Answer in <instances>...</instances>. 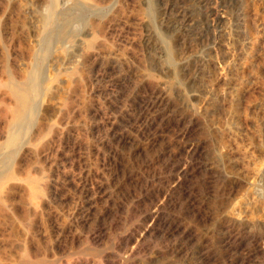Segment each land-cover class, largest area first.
Wrapping results in <instances>:
<instances>
[{"label":"rangeland","instance_id":"rangeland-1","mask_svg":"<svg viewBox=\"0 0 264 264\" xmlns=\"http://www.w3.org/2000/svg\"><path fill=\"white\" fill-rule=\"evenodd\" d=\"M74 1H55L53 22L73 21L45 54L50 0H0V73L43 66L0 240L28 238L45 264H264V0ZM191 139L211 171L183 151ZM175 183L162 218L192 241L139 240Z\"/></svg>","mask_w":264,"mask_h":264},{"label":"bare ground","instance_id":"bare-ground-1","mask_svg":"<svg viewBox=\"0 0 264 264\" xmlns=\"http://www.w3.org/2000/svg\"><path fill=\"white\" fill-rule=\"evenodd\" d=\"M56 0H50L49 2V12H48V15L45 16V18L43 19L45 21V23L48 24V26L50 25V29L49 32L47 31V33L44 35V37L40 40V43L42 42V46H43V52L46 54V52L49 53L50 49H49V45L50 44H54V43H51L52 41H61L62 43V40L66 37V35L70 34V33H66L67 31L66 30V27L68 26L69 27V24H71V22L73 21V19L71 18H67L66 20H64V22H62V24L60 25H56L57 22H53L54 20V12H55V2ZM74 1V0H73ZM79 1V0H78ZM83 1V0H82ZM57 4V3H56ZM81 4V3H80ZM79 4V2L74 1V8L75 7H79V8H82L81 5ZM91 7V6H90ZM57 8V7H56ZM73 8V9H74ZM70 12V11H69ZM56 13V12H55ZM63 13V12H62ZM73 13V12H72ZM75 15V14H74ZM66 17V16H65ZM56 18V16H55ZM58 19V17H57ZM43 21V23H44ZM45 25V24H44ZM46 27V26H44ZM48 28V29H49ZM44 30V29H43ZM69 30V29H67ZM46 32V31H45ZM44 32V33H45ZM43 33V32H42ZM67 38V37H66ZM80 38V37H79ZM82 39V38H81ZM81 39H75L76 42L73 44V47L76 49H80L82 47V40ZM66 41V40H65ZM40 48V47H39ZM49 50V51H47ZM82 50V48H81ZM172 51V50H171ZM80 52V51H79ZM40 53V52H39ZM31 54V53H30ZM44 54V55H45ZM80 54V53H79ZM41 55V54H40ZM48 55V54H47ZM34 56V55H33ZM36 56V55H35ZM38 56V55H37ZM37 56L35 58H37ZM39 57V56H38ZM40 58V57H39ZM79 58V57H78ZM41 59H44V58H41ZM38 60V59H37ZM32 62V61H31ZM35 62V61H34ZM44 62V61H43ZM81 63V62H80ZM33 64V63H32ZM34 69L33 71L31 72L30 69L28 74H23L21 76H19L18 74H16L15 76H13L15 73L12 72V76L11 73H10V70L5 73L6 75H2V73H0L2 75L3 80L6 81V90H5V93L3 94V98H1L0 100L2 101L4 107H3V111L1 112V116H2V119L4 120V125L1 127L2 130L0 131V219L2 218L3 216V213L5 212L6 213V206H7V198H8V194H9V188H7V185L10 183H8V181L10 179L13 180L14 176L12 174H10L11 171L8 172V168H10V166L8 167V165L11 163V157L13 158V155H15V153L18 152L19 148L21 146H23L21 143H22V135H24V133L28 130V129H31L34 127L35 125V112H36V102L34 100V98L40 93L41 91V73H42V60H38L36 61L35 65H34ZM8 67V66H7ZM31 67V66H30ZM3 68V67H2ZM18 70V69H17ZM7 71V69H6ZM9 73V75H7ZM18 75V76H17ZM144 77V76H143ZM45 78V77H44ZM43 78V79H44ZM48 79V78H47ZM2 80V79H1ZM53 80V79H52ZM51 81V80H50ZM49 83V82H48ZM51 85V84H50ZM49 87V86H48ZM59 87V85H58ZM62 87V86H61ZM136 87V86H135ZM3 88V89H5ZM50 88V87H49ZM56 88V87H55ZM2 89V90H3ZM66 90V89H65ZM191 90V89H190ZM2 92V91H1ZM4 92V91H3ZM2 92V93H3ZM56 92V91H55ZM59 93V92H58ZM1 94V93H0ZM42 97V96H41ZM161 97V96H160ZM56 99V98H55ZM162 100V99H161ZM155 101V100H154ZM158 101V100H157ZM166 101V100H165ZM159 102V101H158ZM164 103V102H163ZM155 105V104H154ZM148 106V105H147ZM164 109V108H163ZM197 111V109H196ZM200 111V110H199ZM195 113V112H194ZM189 114V113H188ZM236 114V113H235ZM193 115V113H192ZM194 115H197V112L196 114ZM199 115V114H198ZM202 115V114H201ZM179 117V116H178ZM201 117V116H199ZM179 119V118H178ZM188 119V118H187ZM195 119V117H194ZM1 121V120H0ZM188 121V120H187ZM177 123V122H176ZM194 123V122H193ZM178 124V123H177ZM180 125V124H179ZM186 125V124H185ZM185 125H183L185 127ZM189 125V123H188ZM200 125V124H199ZM238 125V124H237ZM182 127V126H180ZM194 127V126H193ZM0 128V129H1ZM183 128V127H182ZM206 128V127H205ZM238 128V127H237ZM241 128V127H240ZM194 129V128H193ZM183 130V129H182ZM185 132L184 134L186 135L188 132L191 133V131H188V129L185 127ZM191 130V129H190ZM241 130V129H240ZM181 131V130H180ZM202 133V132H201ZM27 134V133H25ZM183 135V134H182ZM180 135V136H182ZM24 137V136H23ZM192 138V136H189ZM183 138V137H182ZM186 141V137L184 138ZM199 139V138H198ZM221 139V138H220ZM223 139V138H222ZM189 140V139H188ZM196 140V139H195ZM200 141V140H199ZM221 141V140H220ZM185 142V141H183ZM233 142V141H232ZM24 143V142H23ZM51 143V142H50ZM25 145V143H24ZM184 146V150L183 151H186L185 153H187L189 156H190V159H193V162L195 164V169H198L199 171H208L210 170L211 171V168H210V163H205V164H201L200 161L203 157V153L202 150L200 148V145L199 143L197 144L196 142H192V139L191 141H188L184 144H181ZM202 145V144H201ZM180 147V146H179ZM205 148V147H204ZM227 148V147H226ZM21 149V148H20ZM22 150V149H21ZM180 150V149H179ZM20 151V150H19ZM23 151V150H22ZM163 151V150H162ZM168 151V150H167ZM166 151V152H167ZM206 151V150H205ZM209 151V150H208ZM29 152V151H28ZM158 152V151H157ZM165 152V151H164ZM169 152V151H168ZM24 153V152H22ZM20 152V154H22ZM184 153V152H183ZM182 153V155H183ZM206 153V152H205ZM214 153V152H213ZM159 155V153H157ZM166 154V153H165ZM244 154V153H243ZM19 155V154H17ZM174 156V154H171ZM157 156V155H156ZM180 156V155H179ZM185 156V155H184ZM205 156V155H204ZM242 156V155H241ZM15 157V156H14ZM169 157H170V154H169ZM177 157V156H176ZM220 157V156H219ZM155 158V157H154ZM160 158V157H159ZM184 158V157H183ZM186 158V157H185ZM205 158V157H204ZM158 159V158H157ZM163 159V158H162ZM167 159V158H166ZM165 159V160H166ZM175 159V158H174ZM173 159V160H174ZM188 159V158H186ZM188 159V160H190ZM210 159V158H209ZM183 160V159H182ZM181 162H184L182 161ZM217 160V159H216ZM161 161V160H160ZM171 161V160H170ZM169 161V162H170ZM206 161V160H205ZM208 161V160H207ZM163 162V161H162ZM165 162V161H164ZM168 162V160H167ZM168 162V163H169ZM180 162V161H179ZM178 162V163H179ZM192 162V161H191ZM190 162V163H191ZM15 163V162H14ZM189 163V164H190ZM214 163V162H213ZM243 163V162H242ZM12 164V163H11ZM10 164V165H11ZM177 164V163H176ZM180 164V163H179ZM184 164V163H183ZM22 165V164H21ZM168 165V164H167ZM171 165V164H170ZM174 165V164H172ZM171 165V166H172ZM181 165V164H180ZM188 165V164H187ZM191 165V164H190ZM170 166V168H172ZM178 166V165H177ZM176 166V167H177ZM185 167V165H183ZM193 165H191V168H192ZM213 166V165H212ZM211 166V167H212ZM13 167V166H12ZM188 167V166H187ZM186 167V168H187ZM167 168V167H166ZM181 168V166H180ZM12 169V168H11ZM165 169V167H164ZM169 169V168H168ZM185 169V168H183ZM193 169V168H192ZM18 170V169H17ZM16 170V171H17ZM144 170V169H143ZM173 170V169H172ZM176 170V168H175ZM180 171L182 169H179ZM177 170V171H179ZM187 170V169H186ZM197 170V171H198ZM213 170V169H212ZM216 170V169H215ZM170 171V170H169ZM18 172V171H17ZM20 172V171H19ZM188 172V171H187ZM190 172V171H189ZM188 172V173H189ZM213 172V171H212ZM215 172V171H214ZM171 173V172H170ZM177 173V172H176ZM181 173H183V171H181ZM192 173V172H191ZM197 173V172H195ZM19 174V173H18ZM16 174V175H18ZM166 174V173H165ZM183 174H186V173H183ZM182 174V175H183ZM203 174V173H202ZM201 174V175H202ZM15 175V174H14ZM177 175V174H176ZM189 175V174H187ZM191 175V174H190ZM192 175H194L192 173ZM213 175V174H212ZM158 175H153V180H155V178L157 177ZM170 176H172L170 174ZM180 176V175H179ZM216 176V175H215ZM221 176V175H220ZM161 177V176H160ZM183 177V176H182ZM186 177V176H184ZM158 178V177H157ZM205 178V177H204ZM15 179H18V178H15ZM159 179V178H158ZM162 179V178H161ZM216 179V178H215ZM20 180V181H19ZM17 181H19L21 183V181H23V179H19ZM166 180V179H165ZM175 180V179H174ZM209 180V179H208ZM161 181V180H160ZM163 181V180H162ZM167 181V180H166ZM180 181V180H179ZM10 182V181H9ZM14 181L11 182V184L13 183ZM16 182V181H15ZM169 182V181H167ZM171 182V181H170ZM176 182V181H175ZM8 183V184H7ZM25 183V182H24ZM24 183L22 185H24ZM210 183V182H209ZM214 183V182H213ZM17 184V183H16ZM26 184V183H25ZM31 184V183H30ZM164 184V183H163ZM166 184V183H165ZM164 184V185H165ZM8 185V186H9ZM21 185V186H22ZM161 185V184H160ZM208 185V184H207ZM211 185H213L211 183ZM13 186V184H12ZM26 186V185H24ZM98 186V185H97ZM153 186V185H152ZM167 186V185H166ZM178 185L175 183V185L170 188V189H165L166 191L163 192L161 194V192L159 194H161V196H158L155 197L157 198L155 201H152V208L151 210L148 212L147 216H146V220L148 222H150L149 224H151L150 226L146 227V229H144V227L142 229L143 232H142V235L141 236V239L139 240H143L142 238H147L146 236H148L149 234H153V233H162L164 236H167V237H171L173 238V236L176 237L177 234H179L180 236H185V240L188 241L190 243V241H192V237L193 236L192 234H190L188 231L185 230V227L184 229H181L182 227H180V224H176V225H171L170 223L169 224H166L164 222V219L162 218V210H163V207L165 204H167L170 199H171V194H173L172 192L175 190V188L177 187ZM210 186V185H209ZM16 187V186H14ZM170 187V186H169ZM168 187V188H169ZM181 187V186H180ZM214 187V185H213ZM213 187H210L213 189ZM13 188V187H11ZM17 188V187H16ZM146 188V187H145ZM178 188V187H177ZM19 189H21L19 187ZM31 189V187H30ZM209 189V188H208ZM13 190V189H12ZM11 190V191H12ZM17 190V189H15ZM161 190V189H160ZM177 190V189H176ZM180 190V189H179ZM182 190V189H181ZM211 190V191H212ZM14 191V190H13ZM19 191V190H18ZM24 191V190H23ZM21 191V193L23 192ZM187 191V190H186ZM11 193V192H10ZM16 193V192H15ZM20 192L17 193L21 194ZM102 193V192H101ZM100 193V194H101ZM14 194V193H13ZM158 194V193H157ZM22 195H24V193H22ZM156 196V195H155ZM13 197V196H12ZM22 197V196H21ZM28 198V197H27ZM33 198V197H32ZM12 199V198H11ZM107 199V198H106ZM17 200V199H16ZM21 200V198H20ZM23 200V198H22ZM21 200V203H23ZM172 202V201H171ZM20 203V201H19ZM151 206V205H150ZM28 207V206H27ZM27 207L25 208V206L22 207V212L26 213L27 211H25L27 209ZM29 207H31L29 205ZM21 208V206L19 207ZM227 208V207H226ZM8 209V208H7ZM32 209V208H31ZM106 209V208H105ZM9 210V209H8ZM164 211V210H163ZM29 212V211H28ZM147 212V211H146ZM23 213V214H24ZM22 215V214H20ZM26 215V214H25ZM28 215V213H27ZM104 215V214H103ZM35 216V215H34ZM5 218V215L3 216ZM25 218V217H23ZM22 218V219H23ZM38 218V217H37ZM99 218V217H98ZM145 219V218H144ZM24 220V219H23ZM27 220V219H26ZM42 220V219H41ZM3 219L0 221L2 223ZM145 221V220H144ZM169 221V220H168ZM177 223V222H176ZM147 224V223H145ZM144 224V225H145ZM28 227H29V224L27 223ZM148 225V224H147ZM63 226V225H62ZM184 226V225H183ZM186 226V225H185ZM25 227V225H24ZM34 227V225H33ZM2 228V227H0ZM41 228V227H40ZM34 229V228H33ZM4 230H9V229H4ZM29 230V229H28ZM31 230V229H30ZM29 230V231H30ZM2 231V230H1ZM3 232V231H2ZM23 232V231H22ZM33 232V231H31ZM27 233V231L25 232ZM24 233V234H25ZM140 233V232H139ZM1 235L5 234V233H0ZM7 234V233H6ZM5 234V235H6ZM24 234H23V237H24ZM43 234V233H42ZM0 235V237H1ZM10 235V234H9ZM139 235V234H138ZM12 236V235H10ZM28 236V235H27ZM45 236V235H44ZM88 236V235H87ZM195 236V235H194ZM6 237V236H5ZM4 237V238H5ZM22 237V236H21ZM29 237V236H28ZM149 237V236H148ZM166 237V238H167ZM9 238V237H8ZM12 238V237H10ZM16 238V236H15ZM14 238V240H15ZM25 238H26V234H25ZM140 238V237H139ZM178 238V237H177ZM182 238V237H180ZM184 238V237H183ZM194 238V237H193ZM197 238V237H196ZM195 238V239H196ZM1 239V238H0ZM24 238H21V240H23ZM97 239V238H95ZM169 239V238H168ZM19 240V238H18ZM11 241L10 240H0L1 243H0V264H45L42 260V254H40V252H36V251H30L28 250V241L29 240L28 238L23 240V241ZM73 240V239H72ZM94 240V239H93ZM136 240V239H135ZM138 240V239H137ZM145 240V239H144ZM170 240V239H169ZM184 240V239H183ZM35 241V240H34ZM90 241V240H89ZM92 241V239H91ZM100 241V240H99ZM127 241V240H126ZM146 241V240H145ZM181 241V239H180ZM30 242H33V241H30ZM29 242V243H30ZM137 242V241H136ZM173 242V241H172ZM174 242H175V239H174ZM173 242V243H174ZM197 242V241H196ZM90 243V242H89ZM96 243V242H95ZM140 243V242H139ZM180 243V242H179ZM184 243V242H183ZM33 244H36V243H33ZM32 244V245H33ZM126 244V243H125ZM132 244V243H131ZM144 244V243H143ZM186 244V243H185ZM128 245V244H127ZM136 246H138V244H135ZM180 249L184 246L183 244H178ZM191 245V244H190ZM35 246V245H34ZM100 246V245H99ZM135 246V247H136ZM142 246V245H141ZM174 246V245H173ZM177 246V245H176ZM40 247V246H39ZM35 248V247H34ZM33 248V249H34ZM41 248V247H40ZM121 248V247H120ZM134 248V247H133ZM139 247H137L138 249ZM122 249V248H121ZM128 249V248H127ZM177 249V248H176ZM37 250V249H36ZM184 250V249H183ZM44 251V250H43ZM123 251V250H122ZM136 251V249H135ZM134 251V252H135ZM125 252V251H124ZM133 252V251H132ZM44 253V252H42ZM127 253V252H125ZM124 253V255H125ZM45 254V253H44ZM98 254V253H97ZM100 254V253H99ZM120 254V253H119ZM129 255V254H128ZM52 256V255H51ZM135 256V255H134ZM42 257V258H41ZM110 257V256H109ZM114 257V256H113ZM67 258V257H66ZM119 258V257H118ZM72 259V258H71ZM107 259V258H105ZM117 259V258H116ZM126 259V258H125ZM60 260V259H59ZM68 260V259H67ZM119 260V259H118ZM47 261V260H46ZM63 261V260H62ZM103 261V260H102ZM49 262V261H48ZM54 262V261H53ZM58 262V260H57ZM122 262V261H121ZM50 263V262H49ZM52 263V261H51ZM55 263V262H54ZM63 263V262H62ZM81 263V262H80ZM84 263V262H83ZM118 263V262H117ZM116 263V264H117ZM57 264V263H56ZM65 264V262H64ZM67 264V263H66ZM69 264V263H68ZM131 264V263H130Z\"/></svg>","mask_w":264,"mask_h":264}]
</instances>
